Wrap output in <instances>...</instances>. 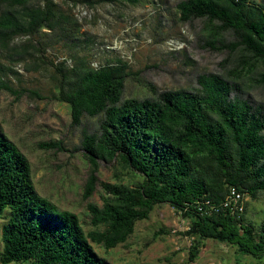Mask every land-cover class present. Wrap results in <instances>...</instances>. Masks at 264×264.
Returning <instances> with one entry per match:
<instances>
[{"label": "trees", "instance_id": "1", "mask_svg": "<svg viewBox=\"0 0 264 264\" xmlns=\"http://www.w3.org/2000/svg\"><path fill=\"white\" fill-rule=\"evenodd\" d=\"M177 8L183 22L204 21L207 47L238 54L229 78L204 74L195 90L161 93L149 84L156 98L124 99L126 64L96 69L79 59L71 67L66 61L55 65L53 97L69 105L73 124L81 125L86 115L102 117L101 130L85 132L82 140L90 166L83 195L90 199L99 185L106 195L101 207L89 204L94 230L87 233L78 215L60 210L38 193L30 160L1 134L0 218L7 214L1 264H111L93 243L107 250L125 244L138 222L165 203L189 221L183 235L192 239L190 262L198 260L206 240L233 245L242 255L264 257V226L257 232L246 222L247 205L243 215L206 205L220 204L231 187L250 198L264 192V107L243 95L248 74L257 73L255 80L264 85V3L182 0ZM45 29L61 31L64 38L80 31L58 12L54 0H0L3 48L15 36ZM2 89L16 93L0 77ZM49 146L64 150L61 141ZM101 161L113 163L117 174L128 173L133 182L100 181Z\"/></svg>", "mask_w": 264, "mask_h": 264}, {"label": "rangeland", "instance_id": "2", "mask_svg": "<svg viewBox=\"0 0 264 264\" xmlns=\"http://www.w3.org/2000/svg\"><path fill=\"white\" fill-rule=\"evenodd\" d=\"M98 1L54 0L58 12L80 29L74 38L45 29L36 35L15 36L8 49L0 46V77L16 91L0 90V135L30 160L38 193L60 210L78 215L87 233L94 230L88 206L101 207L106 194L99 185L90 199H84L90 166L81 145L85 132L101 130L102 117L86 115L81 125L73 124L69 105L53 97L55 65L66 61L71 67L79 59L96 69L126 64L124 99H154L157 95L149 84L159 93L195 90L200 75L229 78L238 59V54L207 47L203 20H181L177 5L182 0H142L136 5ZM257 77V73L245 77L243 95L264 107V85L257 83ZM59 141L64 150L49 146ZM121 178L133 182L128 173L117 174L113 163L100 162V181L115 184ZM246 205V222L262 231L264 192L246 197ZM6 222L7 214L0 218V251ZM188 228V219L165 203L156 206L149 219L138 222L125 244L111 250L93 246L111 264H264V257L239 254L233 245L214 240H206L198 260L190 262L192 239L183 235Z\"/></svg>", "mask_w": 264, "mask_h": 264}, {"label": "built area", "instance_id": "3", "mask_svg": "<svg viewBox=\"0 0 264 264\" xmlns=\"http://www.w3.org/2000/svg\"><path fill=\"white\" fill-rule=\"evenodd\" d=\"M204 203L198 205L200 211L203 210ZM207 207L210 210L218 211L221 208L229 209L231 212L237 215H243L246 211V195L242 193L238 188L231 187L226 195L225 199L218 205L209 204L206 202Z\"/></svg>", "mask_w": 264, "mask_h": 264}]
</instances>
